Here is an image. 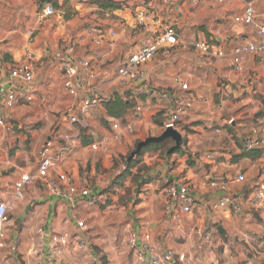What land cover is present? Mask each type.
<instances>
[{
    "label": "crops",
    "instance_id": "1",
    "mask_svg": "<svg viewBox=\"0 0 264 264\" xmlns=\"http://www.w3.org/2000/svg\"><path fill=\"white\" fill-rule=\"evenodd\" d=\"M103 1L121 8L103 7ZM247 2L254 4L259 19L264 20V0H0V52L5 57V61L0 59V80L3 82L10 68L30 54L35 86L33 102L22 101L6 111L11 130L0 138V203L12 206L0 264H138L126 245L132 231L148 234L152 243L171 249L176 255L172 264H264V206L256 209L246 200L255 188H264V157L240 155L253 124L264 126V118H250L264 94V57L246 56L239 74L233 72L230 58V51L241 40H254L248 28L234 22ZM48 4L55 8L56 16L37 22L36 13ZM140 10L151 12L153 21L138 25L134 14ZM164 25L173 26L188 43L203 40L221 47L226 56L205 64L191 47H175L144 65L145 87L170 95L187 92L193 102L174 130L182 142L181 153L169 156L176 160L174 168L164 153H146L142 160L147 174L135 182L126 179L111 189L106 181H112L113 160L164 132L168 117L165 104L144 95L138 86H124L116 76L121 61L144 37L155 35ZM29 32H33L32 37ZM112 33L111 47L97 45L101 35ZM61 45H72L75 57L91 62L97 92L119 96L127 104L116 118L103 107L96 108L102 112L107 129L95 117L96 109L90 111L88 129L81 131L73 152L50 173L52 180L68 173L88 186L98 197L93 207L67 204L47 194L40 184L23 190L18 200L13 189L21 174L36 170L42 146L50 142V152L55 153L62 136L69 132L63 115L55 114L63 108L76 113L79 99L87 93L84 88L79 89L78 98L64 93L56 69L64 49ZM79 79L82 84L87 82L84 76ZM237 106L247 110L245 117L234 116ZM118 120L131 124L133 134L112 143L107 154L92 151L90 145L109 134ZM258 150L264 154V145ZM214 151L217 157L206 160V154ZM160 153L161 165L151 168ZM3 162L7 166H2ZM237 174L245 178L243 184L231 186L233 192L244 196L240 216L219 208L220 193L209 187L210 181L225 182ZM146 176L158 178L142 184ZM181 179L199 208L181 222L172 223L163 211L165 186L159 184ZM139 187L138 199L132 200ZM121 188H128V195ZM76 220L84 223L83 231L76 229ZM65 233L81 237L88 250L68 246L60 257L52 256L50 238ZM181 255L183 261L178 260Z\"/></svg>",
    "mask_w": 264,
    "mask_h": 264
},
{
    "label": "built area",
    "instance_id": "2",
    "mask_svg": "<svg viewBox=\"0 0 264 264\" xmlns=\"http://www.w3.org/2000/svg\"><path fill=\"white\" fill-rule=\"evenodd\" d=\"M195 3L196 0H190ZM57 12L52 5H45L36 13V21H44L56 16ZM134 19L138 25H144L153 21L151 12L147 10L136 11ZM236 24L248 28L254 36V40L243 39L230 51L231 67L236 74L243 72L244 59L248 55H259L264 57V20L259 19L252 2H247L241 15L234 18ZM33 36V32H29ZM114 34L101 35L97 45L106 43L113 45ZM178 47L185 50L191 47L198 55L201 63L211 62L212 59H222L226 56L225 51L208 41H197L195 43L186 42L173 26L164 25L160 32L155 35L144 37L138 47L129 53L118 65L116 76L123 85H134L140 87L143 94L154 99H158L165 104L168 110L167 120L162 129L175 130L181 120L193 107V102L187 92L179 95H170L165 91L151 90L144 86L143 67L160 52L169 54L170 50ZM2 53L0 52V57ZM97 59V57H95ZM56 69L62 83L64 93L72 98H78L79 89L84 88L87 93L79 99L76 113L73 109L67 110L64 121L68 123L70 130L62 136L61 145L51 153L50 142L45 143L39 151L37 168L32 173H23L13 183L15 199L22 198L23 190L40 184L47 194L57 197L70 205L83 203L87 207L98 204V197L90 188L81 181L77 182L68 173L58 174L55 180L50 179V173L55 169L62 158L73 152L79 142L81 131L88 129L87 115L93 109L100 107L110 100L111 96L96 91L92 82L96 79V74L91 62L75 57L72 45H66L59 55ZM80 76L86 78V83L82 84ZM4 85L7 89H4ZM34 71L32 66V56L25 54L24 58L10 68L7 78L0 80L1 105L0 111V138L8 133L11 128L8 124L6 111L14 109L20 102L31 103L35 98ZM139 89V88H138ZM133 134V126L118 120L111 125L109 134L103 136L98 143H92V151H101L107 154L112 143H119L124 135ZM264 145V126L254 127L245 137L243 148L249 151ZM217 157V152L207 153L205 158L212 161ZM8 163L3 162L2 166ZM85 177V175H83ZM245 182L243 174H237L230 180L210 181L209 187L220 193L218 207L227 209L235 216L241 215V207L244 196L241 193L233 192L231 186L241 185ZM165 202L163 211L172 223H179L185 217L191 216L199 208L196 198L192 194L187 184L173 181L165 182ZM248 204L256 209L264 206V188H255L246 198ZM11 205L0 203V258L5 248V230L10 221L9 213ZM75 227L78 231H83L85 225L82 221L76 220ZM127 245L138 264H172L176 255L171 249H167L161 244L151 242L148 234H139L132 231L128 237ZM74 246L77 251H87L86 242L78 235L58 234L53 235L49 241V251L52 256L60 257L63 249ZM184 256H179L178 260L183 261ZM77 264V263H74Z\"/></svg>",
    "mask_w": 264,
    "mask_h": 264
},
{
    "label": "trees",
    "instance_id": "3",
    "mask_svg": "<svg viewBox=\"0 0 264 264\" xmlns=\"http://www.w3.org/2000/svg\"><path fill=\"white\" fill-rule=\"evenodd\" d=\"M100 5L103 7H108L110 9H119L121 8L120 5L115 4V3H111V2H100ZM100 107H103L104 110L106 111V113L112 117V118H116L118 116H120V113L127 108V104H125V102L118 96H113L110 98L109 101L103 103ZM263 111L259 112L258 114H256L257 119H262L264 118V100H263ZM254 127H259V124L256 125L254 124ZM253 127V128H254ZM249 134V133H248ZM244 143V140H243ZM243 143L241 144L240 147V151H241V157H245V158H249V159H255V158H259L261 156L264 157V154L258 150V148H254L251 149L249 151H245V149L243 148ZM138 144V143H137ZM137 144L135 145V148L137 146ZM181 145L182 142H180V146L177 147L175 145V142L170 139L167 138L159 143H147L146 145H143L139 151V153L133 157L127 156L125 158H123V166L121 167L120 171H117L115 174V178L111 181L113 182L115 179H117V181H114V185H117L119 183L124 182L126 179H129V177L131 178L130 180L132 181H138V179L140 178V174L144 173L145 171H147V166H142L141 168H136L139 166V164L142 162V157L146 154V153H157V152H161L164 153L165 155L172 156L175 154H180L181 153ZM134 148V150H135ZM143 164V163H142ZM133 169L137 170L136 175L131 176V171ZM144 179L142 181V184L145 183ZM113 186L112 183H110L109 187Z\"/></svg>",
    "mask_w": 264,
    "mask_h": 264
},
{
    "label": "rangeland",
    "instance_id": "4",
    "mask_svg": "<svg viewBox=\"0 0 264 264\" xmlns=\"http://www.w3.org/2000/svg\"><path fill=\"white\" fill-rule=\"evenodd\" d=\"M69 15H71L70 13H68ZM64 45V44H63ZM63 45H61V47L60 48H62V47H64ZM0 59L1 60H4L5 59V57H3V56H1L0 57ZM5 61V60H4ZM262 93H264V90H263V92ZM259 100V103H260V107L258 106V107H255L256 108V110H253L252 111V113H251V116H250V118L252 119V121L253 120H256L257 118H259V117H257L256 116V114H258L259 112H261V111H263L262 109H263V100H264V94H263V96H259V98H258ZM60 100H62V99H60ZM54 101H57V99L56 100H54ZM50 102H52V101H50ZM235 110H237V112H235L234 113V116L235 115H237V114H239L238 116H240V118H242V117H245L246 115H247V110L244 108H240V106H237L236 108H235ZM67 111V109L66 108H63L61 111H58L56 114H55V116H61V115H64V113ZM93 112V111H92ZM94 115H95V117H99V119H100V121H101V123L104 125V123H103V118H102V112L99 110V109H96L94 112ZM92 113V114H93ZM224 115V114H223ZM236 121V120H235ZM254 125V124H253ZM256 125H258V124H256ZM105 127H106V129L108 128V125H104ZM260 126V125H259ZM248 133V132H247ZM246 133V134H247ZM246 134H244V135H246ZM134 148L135 147H132V148H129V150H128V152L125 154V157H127V156H129L133 151H134ZM163 154H158V158L157 159H155L154 161H153V164H151V168H158L160 165H161V162H160V160H162L161 159V156H162ZM124 156L123 157H120V156H118L116 159H114L113 160V166H114V173H112V175H110V178H112L111 180H113L114 178H115V174H116V172L117 171H120V169H121V167L123 166V164H124V162H123V158H125ZM166 157V156H165ZM167 158V160H168V165L169 166H171L172 168H174V166L176 165V160H173V157H166ZM144 161L142 160V162L139 164V166L138 167H136V168H141L142 166H146V164L145 163H143ZM143 163V164H142ZM136 173H137V170L136 169H133L132 171H131V176H134V175H136ZM147 174V171H145L144 173H141L139 176H140V178L141 177H144L145 175ZM180 175V174H179ZM112 176V177H111ZM151 176V175H150ZM154 178H158V177H145L144 179H146L145 180V182L146 181H148L149 179H154ZM129 179H131L130 177H129ZM182 180V179H181ZM115 182L117 181V179H115L114 180ZM114 181L113 182H111L113 185H114ZM108 184H110V182H108V181H106ZM181 183H184L185 184V181L184 180H182L181 181ZM120 184V183H119ZM159 186H166L165 184H163L162 182H160V184H159ZM159 188H161V187H159ZM111 189H112V187H111ZM142 189V187H139V189L137 190V192H136V194L131 198L132 200H137L138 198H137V195L138 194H140V190ZM120 191H123V192H125V195H128V188H121V190ZM142 191V190H141ZM137 223H138V221H137ZM202 239V238H201ZM200 241V240H199ZM199 241H198V243H199ZM201 241H203V240H201ZM200 241V242H201ZM193 242H195V240L193 241ZM126 245H127V241H126Z\"/></svg>",
    "mask_w": 264,
    "mask_h": 264
},
{
    "label": "water",
    "instance_id": "5",
    "mask_svg": "<svg viewBox=\"0 0 264 264\" xmlns=\"http://www.w3.org/2000/svg\"><path fill=\"white\" fill-rule=\"evenodd\" d=\"M167 138L172 139L175 142V145L177 147L180 146V142H181L180 137L177 135V133L174 130L168 129V130H165L157 138H148L145 141L138 143L135 150L130 154V157L137 155L143 145H146L147 143H159Z\"/></svg>",
    "mask_w": 264,
    "mask_h": 264
}]
</instances>
